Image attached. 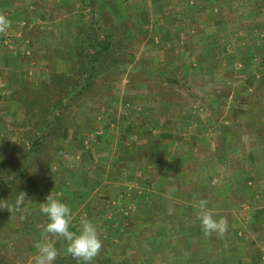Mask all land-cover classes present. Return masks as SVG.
Returning <instances> with one entry per match:
<instances>
[{"label":"rangeland","instance_id":"374dc122","mask_svg":"<svg viewBox=\"0 0 264 264\" xmlns=\"http://www.w3.org/2000/svg\"><path fill=\"white\" fill-rule=\"evenodd\" d=\"M44 11L50 26L16 39L9 25L0 42V87H7L0 93V264H35L48 222L40 203L50 193L69 205L72 230L84 218L97 225L103 246L89 264H264V235L255 226L243 236L239 219L224 216L227 233L207 235L198 209L177 203L188 194L153 192L139 168L149 145L164 138L160 111L169 120L177 115L158 109L171 101L184 105L179 118L198 124L194 159L211 166L212 180L225 168L264 175V85L250 89L248 76H264V0H46ZM93 19L100 38L113 43L91 61L85 87L83 53L99 48L90 37ZM210 37L222 41L215 56L245 71L226 64L223 77L188 67L205 58ZM145 118L150 125L139 130L134 124ZM204 124L228 137L204 139ZM47 238L58 250L54 264H84L63 237Z\"/></svg>","mask_w":264,"mask_h":264},{"label":"crops","instance_id":"0c3cea01","mask_svg":"<svg viewBox=\"0 0 264 264\" xmlns=\"http://www.w3.org/2000/svg\"><path fill=\"white\" fill-rule=\"evenodd\" d=\"M45 1L46 0H0V14L9 19L10 26L15 30L14 34L16 39L24 30H32L35 33H39L45 27L51 25L52 22L48 20V16L51 15L48 14L46 16L44 11ZM190 1L191 4H194V0ZM206 1L212 3L216 0H205V2ZM255 6H257V4ZM211 10L213 11V9ZM177 12L180 13L179 10H177ZM194 12L198 14L197 10H194ZM253 13L254 12H251L250 14L253 15ZM257 14H259V10ZM219 24L222 23L219 22ZM220 28L224 29V26L222 25L221 27L220 25ZM4 34L6 35V31L0 32V42H2L5 37ZM213 40L212 37L203 40L202 44L204 45L203 51L205 53V58L199 59L197 61L198 64H196V59L193 57L192 62L189 60L190 63H188V67H191V65L193 67L199 66L208 71L210 75L222 74L223 77L225 75V71H223L224 65L226 64L234 67L238 73L245 71L244 66L235 61V59L226 61L225 59L219 58V56H215V54L220 55L218 54L216 47H218L222 41ZM178 51L179 50H177V52ZM11 55L12 54H10V56ZM256 60H258V58ZM7 62V65H10L9 60ZM2 63L3 61H0V65ZM163 64L165 65L166 63L163 62ZM248 76L250 77V82L252 84L249 87L250 89L257 85L256 83L264 85V76ZM239 80L241 81L242 79ZM179 85L180 84H177L176 87H173L172 89L180 90ZM6 88L5 85L0 87V93L4 94ZM189 91L191 90L188 89V92ZM190 94V96L195 95L194 92H191ZM160 107L161 108L158 109H169L167 110L168 112H172V108H175L176 110L174 112L177 115L174 118L171 117L172 120H169L170 118L167 117L165 110H163V112L160 111L162 114L160 115V121L157 122L160 129L163 130L161 133L164 138H161L162 141L152 144L153 146L149 145L147 156L140 160L139 168L141 167L140 170L143 173H140V178L150 177V180L147 181H150L149 185L152 186L153 192L161 194L171 193L176 195L188 194L190 199L186 203L181 202L180 198H177V203H181L183 208L198 209L200 201L203 200L207 201V207L210 208L213 213L216 212L215 214H218L220 217L225 216L226 218H232L235 216L239 219V221H236V230L243 236L246 235V226H255L254 229L260 230L259 232L264 235V175L256 176L254 172H251V176H246L242 170L237 169L229 172V170L225 168V172H223L222 175L223 177L218 182L212 180L211 178L214 177L215 174L212 173L214 171H212L211 166L206 170L204 169L205 163H203V168L201 165L195 163V151L197 150L195 141L200 139L201 136L200 133L196 131L199 127L197 126L198 124L196 121L179 118L177 110L183 108L184 105L181 106L180 104H175V102L171 101H166V103H164L163 101ZM142 113L144 114V111ZM164 117H167L168 119H164ZM145 119L146 120L141 121L140 123H135L134 125H138L137 128H139V130L146 128L150 123L147 121V118ZM151 125L154 126V124ZM224 129H227V127ZM227 131H225V133H227ZM203 132L204 139H210L212 135L213 137H217L219 134L228 137L226 134H223V132L219 133L210 128L209 125L206 126V124H204ZM229 155L230 154L226 157L220 154L224 160H226ZM191 159H194L192 164H185V161ZM247 159L248 157L246 156L241 160L244 161ZM212 160L213 158L209 155L207 161L210 162ZM212 167L215 168L216 166L212 165ZM259 177L261 178L257 180ZM201 189L203 190V193L216 192L221 195L212 199L204 194V197L201 200L199 197H196L199 196V194L197 195L196 193ZM235 231L234 233L236 236L238 235V232ZM225 233H227V231ZM254 233L255 235L258 234L257 232ZM253 238L256 239L255 236H253ZM258 239L260 240V237H258ZM261 239L264 240V236H261ZM227 261L228 259H225L224 263Z\"/></svg>","mask_w":264,"mask_h":264},{"label":"clouds","instance_id":"9594fccd","mask_svg":"<svg viewBox=\"0 0 264 264\" xmlns=\"http://www.w3.org/2000/svg\"><path fill=\"white\" fill-rule=\"evenodd\" d=\"M9 25V19L0 14V32L5 31ZM25 195L26 193L22 191L17 196L14 207L20 208L23 205ZM40 211L46 215L48 222L42 226L44 238L35 244L37 249L35 264H54L56 260L58 250L47 238L49 233L63 237L68 242L67 252L82 260L84 264H89L98 255L103 246V240L97 225L92 220L84 218L80 221L78 230H72L70 227L72 214L69 205L53 197L51 193L44 201H41ZM197 219L200 221L202 231L207 235L214 232L223 235L227 231V220L223 217L217 219L212 210L207 207V201H200Z\"/></svg>","mask_w":264,"mask_h":264},{"label":"trees","instance_id":"16d2710c","mask_svg":"<svg viewBox=\"0 0 264 264\" xmlns=\"http://www.w3.org/2000/svg\"><path fill=\"white\" fill-rule=\"evenodd\" d=\"M82 2L84 4H86V0H82ZM89 29H90L91 39H93L99 45V48H98V50L95 51V53L94 52L91 53L90 51H86L83 53L81 60H82V65H83L82 66V73H85L84 75H85V79H86L85 87L91 81V76H92V69L91 68L93 67V64H92L93 60L96 61V59H98V57H97L98 53H100L101 51H104V50H108L113 43V40L111 37H106L104 39L100 38L98 29L94 23V19L91 21V23L89 25ZM38 143H39V140L35 141L36 145ZM29 155H30V153L27 152L25 155V161ZM12 182H13V180H9V184H11ZM1 190H2V188L0 189V195H1Z\"/></svg>","mask_w":264,"mask_h":264}]
</instances>
